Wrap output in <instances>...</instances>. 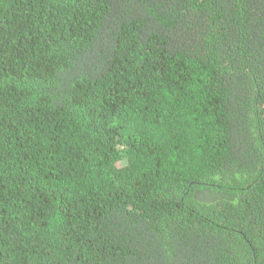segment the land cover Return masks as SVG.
Segmentation results:
<instances>
[{"label":"trees","instance_id":"trees-1","mask_svg":"<svg viewBox=\"0 0 264 264\" xmlns=\"http://www.w3.org/2000/svg\"><path fill=\"white\" fill-rule=\"evenodd\" d=\"M0 264H264V0H0Z\"/></svg>","mask_w":264,"mask_h":264}]
</instances>
